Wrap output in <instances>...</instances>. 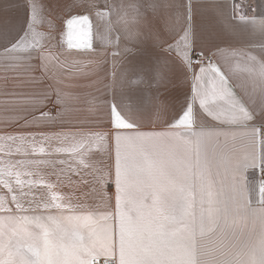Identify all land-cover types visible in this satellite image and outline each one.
<instances>
[{"label": "snow or ice", "instance_id": "snow-or-ice-1", "mask_svg": "<svg viewBox=\"0 0 264 264\" xmlns=\"http://www.w3.org/2000/svg\"><path fill=\"white\" fill-rule=\"evenodd\" d=\"M247 7L232 0L233 20ZM225 17L198 0H0L18 105L0 130V264H264V175H245L264 174V42L231 48ZM109 56L132 78L109 80ZM237 138L252 151L233 160Z\"/></svg>", "mask_w": 264, "mask_h": 264}, {"label": "crops", "instance_id": "crops-1", "mask_svg": "<svg viewBox=\"0 0 264 264\" xmlns=\"http://www.w3.org/2000/svg\"><path fill=\"white\" fill-rule=\"evenodd\" d=\"M52 3H56L57 0H51ZM263 4H261V0H243V3L247 5V21H239L233 20L232 12H231V4L232 0H198L200 5V12L202 13L203 17L208 20L212 19L216 14V11L220 8H224L226 11V17L222 20V23L226 25H230L231 28L234 30L235 33V41L232 42L231 48L236 49H244L247 50L252 46H257L261 42H264V33L261 32V27L264 25V0H262ZM263 5V7H262ZM263 8V9H262ZM57 15H60L59 10H57ZM60 23V21H57ZM132 45L129 44L128 47ZM224 47L228 48L227 45H223ZM124 45H121L123 48ZM54 51H59L54 50ZM101 53H103V49H98ZM231 49H229L230 54ZM239 58L233 59V63H237ZM83 65H87V60H82ZM115 64V67L113 65ZM84 71H88L87 67H84ZM115 71L117 79L120 80L121 77L128 73V77L132 78V73L129 70V65L126 60L118 59L117 61L113 62L111 56L108 58V63L105 68V72L108 74L109 80L111 79V75ZM105 72H101L100 75L104 76ZM86 83V81H82ZM97 87H101L97 85ZM182 89H186L187 85H182ZM14 91L12 87V82L9 81L7 87L4 85L3 81V73L0 72V130H3L5 124H11L16 118V112L14 109L18 107L15 103L12 102V96L10 95ZM87 92H92L94 95H98L94 89H85ZM6 93L8 95H6ZM174 97L176 100H182V95H176L174 93ZM83 103V101H82ZM178 107V104H177ZM252 151V144L251 141L244 138H237L234 142L230 141L227 145L225 152L226 155L230 159H242L246 154H249ZM260 169L258 167H250L248 168L245 175L247 176L249 181L258 182L260 176ZM64 183H67L65 179ZM66 190V189H65ZM254 201L258 200V188L257 191L252 193Z\"/></svg>", "mask_w": 264, "mask_h": 264}, {"label": "rangeland", "instance_id": "rangeland-1", "mask_svg": "<svg viewBox=\"0 0 264 264\" xmlns=\"http://www.w3.org/2000/svg\"><path fill=\"white\" fill-rule=\"evenodd\" d=\"M261 4H263L262 0H261ZM262 7H263V5H262ZM262 9H263V8H262Z\"/></svg>", "mask_w": 264, "mask_h": 264}, {"label": "built area", "instance_id": "built-area-1", "mask_svg": "<svg viewBox=\"0 0 264 264\" xmlns=\"http://www.w3.org/2000/svg\"><path fill=\"white\" fill-rule=\"evenodd\" d=\"M261 175H264V174L260 173V176H261Z\"/></svg>", "mask_w": 264, "mask_h": 264}]
</instances>
